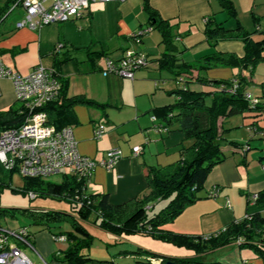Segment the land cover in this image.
<instances>
[{"label":"crops","instance_id":"1","mask_svg":"<svg viewBox=\"0 0 264 264\" xmlns=\"http://www.w3.org/2000/svg\"><path fill=\"white\" fill-rule=\"evenodd\" d=\"M5 1L0 0V7ZM229 1L235 8L238 21L244 17L252 23L251 16H264V0ZM142 3L143 0L90 3L82 17L44 26L39 31L15 29V22L23 15L20 9L14 11L13 24L0 26V60L5 66L26 75L40 63L57 72L60 83H66L67 97L82 96L104 105L103 108L75 106L73 113L77 124L70 127L78 153L95 162H99L110 149L120 150L121 158L114 167L110 171L96 167L85 187L87 194L107 195L112 206L146 193L144 168L173 165L179 160L182 147L190 143L183 142L182 134L174 127L165 128L153 113L154 109L175 102L171 93L182 83L173 79L169 72L158 69L157 60L162 55L163 46L158 31L150 25L148 15L142 9ZM148 3L158 18L173 26L178 60L194 64L199 57L209 53L242 55L239 41L218 42L214 47L204 41L207 17L214 24L220 23L228 29L234 27L217 0H148ZM79 22L83 23L80 28L76 26ZM230 24L232 26L226 27ZM259 25L257 31L264 30V19ZM149 27L148 34L137 41L130 37ZM110 42L113 44L109 45ZM58 45L60 47L55 51ZM124 50L145 55L147 66L135 72L131 81L115 75L103 76L104 58L118 60ZM259 66H264V62L253 70L251 76L246 70L239 72L228 68H212L211 71L217 72L213 75L207 72L205 78L210 81L231 80L235 75L244 77L250 83L247 93L258 100L260 109L258 114H242L241 125L231 121L233 117L218 121L219 128L225 130L221 145L224 159L209 172L202 189L196 194L198 200L164 226L165 230L188 236H210L244 219L248 198L254 194L262 196L260 216L264 220V87L261 86L264 82L257 73ZM252 88H257L258 92H252ZM14 105L9 80H0V111ZM96 124L105 128V134L99 140L93 139ZM252 127L257 132L248 130ZM134 147L141 150L132 156ZM212 186L218 189V196L214 199L207 197ZM176 249L157 254L191 257L190 252ZM117 259L118 264H129L127 259L132 260L131 257ZM201 260L219 264H264L251 250L240 249L236 243L212 251Z\"/></svg>","mask_w":264,"mask_h":264},{"label":"trees","instance_id":"2","mask_svg":"<svg viewBox=\"0 0 264 264\" xmlns=\"http://www.w3.org/2000/svg\"><path fill=\"white\" fill-rule=\"evenodd\" d=\"M20 1L6 0L0 7V26L11 13L20 10ZM217 2L227 20H233L235 25L232 29H228L220 23L214 24L210 17H207L204 21V41L210 47H214L218 42L239 41L242 44V55L209 53L199 57L194 64H189L176 58L179 50L175 44L173 26L167 20L158 18L149 6L148 0H143L142 9L148 15L150 25L158 31L163 46L157 67L159 70L169 72L173 79L183 84L181 88L171 93L175 96L174 103L156 108L153 113L155 118L164 123L165 128L174 127L182 134L183 142H190L189 145L182 147L180 158L173 165L144 168L146 193L123 204L112 206L108 203L105 194H87L83 178L64 175L59 184H53L44 179L22 177L23 184L15 192L23 196L32 194L34 197L29 200L36 198L62 200L68 206V212L37 213L40 214L37 218L42 222H39V225L69 223L70 231L58 234L64 236L66 245L61 251L62 256L58 259L60 263L115 264L114 261H99L84 255V251L95 240L84 225L87 223L115 236L138 234L191 253L189 258H174L143 251L140 248L135 252H120L125 255L123 257H131L135 261L134 264H219L203 262L201 257L237 242L240 249H249L257 259L264 261V220L260 216V210L263 209L261 194H256L254 206L248 205L244 219L210 236L181 235L164 229V226L172 223L187 207L198 200L196 194L202 189L209 172L224 159L221 145L225 130L219 128L218 121L248 111L258 114L260 109L256 98L254 99L257 103L253 106L245 98L250 83L244 77L235 75L231 80L210 81L200 75L212 68H228L239 72L246 70L251 76L255 67L260 62H264L262 56L264 30L257 31L259 22L264 16H251L256 29L247 32L240 26L232 3L229 0H217ZM13 6L14 9L10 10ZM121 58L122 56L118 60H112L105 57L104 61L108 59L117 62ZM233 81L235 84L232 83ZM193 85L208 87L209 90H195L191 88ZM261 86L264 87V84ZM65 90L66 83L61 81L57 100L37 110L43 111L47 115V124L56 129L77 124L73 113L75 106L104 107L82 96L67 97ZM21 109L20 105H14L0 111V131L16 128L22 124L25 114ZM5 173L8 179L13 174L6 171ZM213 187L216 186H212L211 189ZM160 202H165V205L154 212L155 204ZM5 213V211L1 212V214ZM23 214L31 218L35 217L34 212L24 211Z\"/></svg>","mask_w":264,"mask_h":264},{"label":"built area","instance_id":"3","mask_svg":"<svg viewBox=\"0 0 264 264\" xmlns=\"http://www.w3.org/2000/svg\"><path fill=\"white\" fill-rule=\"evenodd\" d=\"M125 0H21V19L15 22V29L39 31L42 27L68 22L84 15L90 3H120ZM14 6L10 10H13ZM150 28L141 29L130 35L137 41L148 34ZM60 45L55 47L58 50ZM146 56L132 50H126L122 58L113 62L104 61L102 75H115L126 80H133L135 72L146 67ZM9 80L14 101L22 107L24 121L16 128L0 131V167L6 172H16L24 178L45 179L54 175H68L77 179H85L86 184L96 167L110 171L121 158L117 148L108 150L99 161L82 156L78 153L77 143L71 127L56 129L47 124V115L37 111L45 105L57 100L61 83L53 69L45 68L40 63L26 74L21 75L5 66L0 60V80ZM235 84V81L232 82ZM245 98L253 106L257 100L249 94ZM249 131L257 132L255 128ZM105 134L102 124L93 129V139L99 140ZM140 147L132 149V156L140 152ZM264 169V165L262 166ZM218 189L213 187L207 194L208 198H216ZM29 194L28 198L33 199ZM257 195L248 198V205L253 206ZM246 217V216H245ZM53 242L64 243L62 235H53ZM33 236L26 227L13 230L0 228V264H33L27 257L25 249L33 251L44 264L46 262L33 250ZM238 244V242H237Z\"/></svg>","mask_w":264,"mask_h":264},{"label":"rangeland","instance_id":"4","mask_svg":"<svg viewBox=\"0 0 264 264\" xmlns=\"http://www.w3.org/2000/svg\"><path fill=\"white\" fill-rule=\"evenodd\" d=\"M240 17V16H239ZM15 12L11 13L8 18L3 22L5 25H11L14 23ZM85 20V19H82ZM88 20V19H87ZM240 26L247 32H253L256 28L253 23L246 21L244 17L239 18ZM252 22V21H251ZM230 23L234 24L233 20H230ZM2 24V25H3ZM83 23H77L76 26L80 28ZM232 24L227 25L226 27L232 26ZM59 25V24H58ZM235 25V24H234ZM260 26V25H259ZM259 28V27H258ZM1 30V29H0ZM155 33V32H154ZM160 37V35L158 34ZM256 36V35H255ZM161 39V38H159ZM159 41V40H158ZM113 44L110 42L109 45ZM177 45V43H175ZM263 63V62H260ZM259 63V64H260ZM258 64V65H259ZM257 65V66H258ZM256 66V67H257ZM255 67V68H256ZM259 72L257 71L259 77H263L264 82V66H259ZM207 72L210 75H213V71L207 70L200 75L202 77H207ZM166 74V73H164ZM169 75V74H168ZM170 76V75H169ZM171 77V76H170ZM172 79V78H171ZM172 81H174L172 79ZM173 83V82H171ZM183 84H181L182 86ZM179 86V88H181ZM195 90L207 91L208 87L193 85L191 87ZM252 92H258L257 88H252ZM18 106V104H16ZM254 111L245 112L243 115L254 114ZM236 124H240L243 121V116L238 115L231 119ZM237 136L239 134H236ZM235 135V136H236ZM63 178V175H54L45 178L44 180L53 183L59 184ZM23 184V179L16 172H13L11 178L8 179L4 170L0 168V228L3 230H13L18 227H26L28 232L35 237V243H33V250L44 259L46 264H63L59 262V258L62 256L61 251L66 248L64 243H55L53 242V235H58L59 233L70 231L69 223L62 224H48V225H39L41 222L37 217L40 216L41 212H68V206L62 200L50 199V198H36L34 200H29L28 196L22 195L21 193L15 192ZM165 205V202L156 203L154 206V212L158 211ZM2 211H5V214H1ZM24 211L34 212L35 217L31 218L28 215L23 214ZM42 223V222H41ZM91 235L95 237L93 244L84 251V255L88 256L91 259L99 261H114L119 263L117 258L125 256L120 252H135L139 247H142L145 250H149L153 253H160L166 251V249L177 250L175 247L170 246L165 243L158 242L149 237L142 235H130V236H115L107 231H102L92 224H84ZM139 246V247H138ZM180 251V250H179ZM27 257L31 260L33 264H44L37 257L35 253L31 250L25 249ZM129 264H134V260H128Z\"/></svg>","mask_w":264,"mask_h":264},{"label":"water","instance_id":"5","mask_svg":"<svg viewBox=\"0 0 264 264\" xmlns=\"http://www.w3.org/2000/svg\"><path fill=\"white\" fill-rule=\"evenodd\" d=\"M166 264H170V263H166Z\"/></svg>","mask_w":264,"mask_h":264}]
</instances>
